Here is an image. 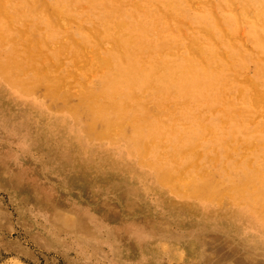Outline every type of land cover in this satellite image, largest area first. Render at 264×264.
<instances>
[{
	"label": "rangeland",
	"instance_id": "rangeland-1",
	"mask_svg": "<svg viewBox=\"0 0 264 264\" xmlns=\"http://www.w3.org/2000/svg\"><path fill=\"white\" fill-rule=\"evenodd\" d=\"M136 1L144 11L133 0H0V264H264V197L257 203L248 198L254 184L264 189L254 181L252 161V149L259 147L258 166L264 167V110L242 97L256 83L264 91V0H235L236 6L230 0H194L196 6L170 0L178 5L172 15L161 0ZM4 2L11 18H3ZM56 2L72 12L62 19L48 12L45 7ZM246 5L258 16H249ZM121 11L131 25L160 26L161 32L149 27L130 33L135 45L122 67L99 72L93 53L118 50L110 45L114 35L99 28ZM205 28L224 34L222 44L207 39ZM192 38L215 46L211 66L219 70L207 74L201 88L185 86L178 93L176 82L153 75L162 63L153 66L151 58L158 50L167 57L168 50L170 66L180 65L186 48L171 41ZM228 46L233 63L222 57ZM135 58L155 71L141 78ZM135 77L138 88L132 87ZM151 81L153 86L141 85ZM208 109L213 113L204 115ZM224 115L239 120L236 134L219 122ZM202 120L207 127L199 126ZM181 172L194 178L184 191L173 180ZM226 194L228 200L235 194L236 204L219 205ZM69 216L79 220L78 228L69 225Z\"/></svg>",
	"mask_w": 264,
	"mask_h": 264
},
{
	"label": "bare ground",
	"instance_id": "bare-ground-1",
	"mask_svg": "<svg viewBox=\"0 0 264 264\" xmlns=\"http://www.w3.org/2000/svg\"><path fill=\"white\" fill-rule=\"evenodd\" d=\"M40 1V0H39ZM121 1V0H120ZM128 1H130V0H128ZM139 1V0H138ZM162 1V4L161 5H163V3H164V5H165V7H166V15L168 14L167 12H169V14L168 15H170L171 13H172V11L173 10H177V8H178V5H176V4H171V2H170V0H161ZM191 1V0H190ZM240 1V0H239ZM1 2H3V1H1ZM0 2V3H1ZM48 2V1H47ZM47 2H46V4H47ZM74 2V1H73ZM133 2H134V7L135 6H138V7H140L141 6V4H140V6H139V4L137 3V1H136V3H135V0H133ZM133 2H131V3H133ZM140 2V1H139ZM143 2V1H142ZM147 2V1H146ZM191 2H193L194 3V0H192ZM203 2H204V0H203ZM206 2V1H205ZM207 2H208V0H207ZM206 2V3H207ZM234 2H235V0H230L229 1V3L231 4V5H233L234 4ZM5 3V5H4V14H3V18H5V19H8V18H11L12 17V10H10V8H9V5L8 4H6V2H4ZM70 3V2H69ZM116 3V2H115ZM198 3V2H197ZM197 3H196V5H197ZM239 3H241V2H239ZM244 2H242V4H243ZM249 3V2H248ZM65 4V3H64ZM74 4V3H73ZM121 5H122V3H120ZM150 4V3H149ZM155 4H157V3H155ZM236 4L238 5V1H237V3L235 2V4H234V6H236ZM251 4V3H250ZM248 5V6H250V8H251V5ZM43 5H45V4H43ZM128 5V4H127ZM161 5H159V6H161ZM194 5H195V3H194ZM195 5V6H196ZM224 5V4H223ZM113 6V5H112ZM129 6V5H128ZM150 6V5H149ZM72 7H74L73 5H72ZM85 7H88V6H85ZM115 7H117V6H115ZM126 7V6H125ZM144 7V6H143ZM162 7V6H161ZM161 7H159V8H161ZM168 7L170 8V10L168 9ZM239 7V6H238ZM38 8V7H37ZM46 10H48V12H50V13H53V14H57L61 19L62 18H64L65 16H67V13H68V11L69 12H72L71 10H69V8H67L66 7V5L64 6V5H62L61 3H58V2H56V3H53V4H48L46 7ZM81 8V7H80ZM120 8V7H119ZM141 9H142V7H140ZM149 8V7H148ZM159 8H158V10H159ZM202 8V7H201ZM200 8V9H201ZM214 8H215V6H214ZM230 8V7H229ZM235 8V7H234ZM241 8V7H240ZM250 8L249 7H247V5H246V7L244 6V10L246 11V13L250 16V15H253V16H255L256 14H255V11H254V13H253V11L251 12V10H250ZM258 8V7H257ZM26 9V8H25ZM40 9H41V6H40ZM39 9V10H40ZM44 9V8H43ZM78 9V8H77ZM83 9V7L79 10L80 12H81V10ZM115 9H117V8H115ZM129 9V8H128ZM156 9V8H155ZM154 9V10H155ZM226 9V8H225ZM236 9V8H235ZM260 9V8H259ZM38 10V9H37ZM37 10H36V12H37ZM132 10V9H131ZM130 10V11H131ZM143 11H144V9H142ZM147 10V9H146ZM152 10V9H151ZM153 10V11H154ZM161 11L162 10H164V9H160ZM202 10V9H201ZM215 10V9H214ZM237 11H239V12H241V9H239L238 10V8L236 9ZM19 11V10H18ZM23 11V10H22ZM140 11V10H139ZM164 11V12H165ZM20 12V11H19ZM136 13H137V11H135ZM157 12V11H156ZM155 12V13H156ZM163 12V11H162ZM161 12V13H162ZM163 12V13H164ZM261 12V11H260ZM42 13H44V12H42ZM49 13V14H50ZM139 13V12H138ZM150 13V12H149ZM46 14V13H45ZM143 14V13H142ZM88 15V14H87ZM162 15V14H161ZM172 15V14H171ZM238 15H241V13L239 14L238 13ZM50 16V15H49ZM143 16V15H142ZM151 16V15H150ZM258 15H256V17H257ZM261 16H263V15H261ZM45 17H48V16H45ZM51 17V16H50ZM69 17L71 18V20H73V21H75L72 17L73 16H70L69 15ZM76 17V16H75ZM154 17V16H153ZM140 18V17H139ZM261 18H264V17H261ZM146 19V18H145ZM159 19V18H158ZM242 18L240 17V20H241ZM51 20V19H50ZM67 20H68V18H67ZM70 20V21H71ZM132 20V19H131ZM134 20H136V19H134ZM179 20V19H178ZM243 20V19H242ZM9 21V20H8ZM40 21V20H39ZM58 21V20H57ZM64 21H66V20H64ZM181 21V20H180ZM222 21V20H221ZM262 22L264 21L263 19L261 20ZM3 22V21H2ZM1 21H0V23H2ZM10 22V21H9ZM12 22V21H11ZM59 22V21H58ZM61 22V21H60ZM59 22V23H60ZM67 22H69V21H66L65 23H67ZM248 21H246V23H247ZM250 22V21H249ZM56 23V22H55ZM77 23V22H76ZM185 23V22H184ZM183 23V24H184ZM188 23V22H187ZM259 23H260V21L258 20V18H256V20L254 21V28H258L259 27ZM11 24H13V23H11ZM28 24V23H27ZM58 24V23H57ZM56 24V25H57ZM68 24H70V22L68 23ZM195 24V23H194ZM55 25V26H56ZM62 24H60V26H61ZM65 25V24H64ZM67 25V24H66ZM85 25V24H84ZM83 25V26H84ZM90 25V24H89ZM101 25V24H100ZM143 25L144 26H134V25H131L130 24V17L129 16H127L126 14H124V13H122V11H121V13H113V15L112 16H109L108 18H107V20L105 19L104 20V22H103V24L101 25V28H99V31L102 33V34H105V35H108V33H110V34H113L114 35V37L116 38L115 40V42H113V41H111V46H112V44H113V46H114V43H115V46H116V48L118 49L115 53H113V54H103L102 52H98L99 50H97V54H94L93 53V55H94V59H95V64H94V69H97L99 72H100V70L102 71H104V72H108V71H110L113 67V69H118V68H121L122 67V65L120 64V62H122L123 61V57H124V55H127L128 53H130L131 54V52H132V48L134 47V45H135V40H133L132 38H129L128 37V35L131 33H133V32H135V31H142V32H144V31H147V28H151V29H154V30H156V31H158L159 30V32H161L160 30H161V27L160 26H157V27H152V26H146V24L145 23H143ZM12 26V25H11ZM28 26V25H27ZM58 26V25H57ZM63 26V25H62ZM95 26V25H94ZM98 26V25H97ZM191 26V28H193L192 27V25H189V27ZM224 26V25H223ZM69 27V26H68ZM68 27H66V28H68ZM84 27H86V26H84ZM173 27V26H172ZM195 27V26H194ZM11 28V27H10ZM19 28V30H20V27H18ZM39 28H41V27H39ZM54 28V27H53ZM63 28H64V26H63ZM87 28V27H86ZM202 28V26L200 27V29ZM12 29H13V27H12ZM36 29V28H35ZM55 29V28H54ZM85 29V28H84ZM101 29V30H100ZM163 29H165L164 27H163ZM206 29V30H205ZM203 31L205 32V34H206V32L207 33H209L208 34V38L207 39H212V41H214V44H215V46L216 45H218V44H222L220 41H223V38H224V34H222V37H220V36H217L216 34H214V32H215V30H212L211 32L210 31H208L207 29L208 28H205ZM242 29V28H241ZM245 29V28H244ZM1 30V29H0ZM28 30V29H27ZM89 30V29H88ZM225 30H228L227 28H225ZM6 31V30H5ZM18 31V30H17ZM35 31V30H34ZM90 31H91V29H90ZM99 31L98 30H96V33H95V35L97 34V33H99ZM200 31V30H199ZM245 31V30H244ZM89 32V31H88ZM91 33H93V31L91 32ZM101 33H100V35H101ZM184 33H186V31H184ZM223 33V32H222ZM242 33V31H240V34L239 35H242L241 34ZM3 34V33H2ZM21 34V33H20ZM29 32H28V36H29ZM227 34V33H226ZM26 35V34H25ZM68 35V34H67ZM93 35V34H92ZM100 35H98L99 37H100ZM104 35V37L103 38H106V36ZM185 36H186V34H184ZM229 35L230 34H228V37H229ZM21 36V35H20ZM27 36V35H26ZM72 36V35H71ZM94 36V35H93ZM237 36V35H236ZM45 37V36H44ZM238 37V36H237ZM236 37V38H237ZM239 37H244V34L242 35V36H239ZM6 38V37H5ZM26 38V37H25ZM73 38V37H72ZM87 38H89V37H87ZM96 38V40H99V39H97L98 37H95ZM230 38H231V36H230ZM4 39V38H3ZM71 39V38H70ZM75 39V38H74ZM187 39V38H186ZM215 39V40H214ZM245 39V38H244ZM20 40V39H19ZM63 40V39H62ZM65 40V39H64ZM80 39H78V41H77V39H75V41L78 43V42H82V40H80ZM231 40H233V39H231ZM12 41V40H11ZM16 41V40H15ZM46 41V39H44V42ZM59 41V40H58ZM66 41V40H65ZM109 41V40H108ZM148 41V40H147ZM233 41H235V40H233ZM39 42H41V41H39ZM64 42V41H63ZM113 42V43H112ZM171 42H173V43H176L177 45H178V47L180 46V45H182V47H184V48H186V51H187V55L186 56H184V57H182V58H180V65H176L175 66V64H174V66L172 67V66H170V62H169V60H166L167 58H171V52L170 51H168L167 49V51H166V53H165V55L167 56V57H165L164 55H162V53L158 50V51H155V52H153V56H152V58H151V60H152V62H151V65H153V66H157V65H159L158 64V61L159 62H161L162 63V67H161V69H160V71L159 72H155V73H153L152 71H155V69L153 68V67H150V69H147L146 67H143V65H141V63L135 58L134 60H133V62L135 63V67H138L139 68V73H140V75H141V78H143V77H146V75H147V73H153V75L154 76H156L158 73H163V76H165V77H167V78H164V80L165 81H167V82H176L177 83V85H175V87L177 88V90H174V91H176V92H178V93H180L182 90L183 91H185V86H188L189 87V89L190 88H194L195 90H197V87H199V88H201L203 85H204V79H206L208 76H207V74H209V73H216L219 69H216V68H214L213 69V66H211V63H212V60H214L215 61V55H216V52H215V46H212V45H210V47H208V48H206V47H204V45H203V43H201L200 41H198V40H196V39H194V38H192V39H190L188 42H186V44H182L181 42H179V41H177V42H174V41H171ZM52 43V42H51ZM28 44V43H27ZM47 44H48V42H47ZM66 44V43H65ZM80 44V43H79ZM100 44V43H99ZM22 45H24V43L22 44ZM26 45V44H25ZM55 45V44H54ZM58 45H59V43H58ZM61 46H64V45H62V44H60ZM151 45H154L155 46V44L154 43H152ZM52 46V45H51ZM61 46H59V48L61 47ZM74 46V45H73ZM112 46V47H113ZM249 46V45H248ZM31 47V46H30ZM34 47V46H33ZM58 47V46H57ZM65 47V46H64ZM80 47V46H79ZM102 47H103V45H102ZM32 48V47H31ZM63 48V47H62ZM61 48V49H62ZM85 48V47H84ZM91 48V47H90ZM113 48H115V47H113ZM35 49H36V47H35ZM41 49H42V47H41ZM55 49V48H54ZM60 49V50H61ZM68 49V48H67ZM78 49V48H77ZM93 49V48H92ZM176 49H177V47H176ZM179 49V48H178ZM26 50H28V49H26ZM57 50H58V48H57ZM72 50H74V49H72ZM223 50V49H222ZM44 51V50H43ZM46 51V50H45ZM79 51H82V50H80L79 49ZM84 51H86V50H84ZM232 51H233V47L232 46H228V48L224 51L223 50V55H222V57L223 58H226V60L227 59H229V61H231L232 59H233V53H232ZM26 52V51H25ZM83 52V51H82ZM92 52V51H91ZM165 52V51H164ZM28 53V52H27ZM60 53V52H59ZM63 52L61 51V54H62ZM67 53V52H66ZM65 53V54H66ZM81 53V52H80ZM171 53V54H170ZM173 53H175V52H173ZM75 54V53H74ZM77 54H78V52H77ZM82 54V53H81ZM83 54H84V52H83ZM130 54H128L129 56H130ZM250 54H251V52H250ZM87 55V54H86ZM255 55V54H254ZM43 56H45V55H43ZM81 56V55H80ZM51 57V56H50ZM75 57H76V55H75ZM74 57V58H75ZM84 57V56H83ZM89 57V56H88ZM148 57V56H147ZM147 57H146V59H147ZM31 58V57H30ZM54 58V57H53ZM73 58V57H72ZM79 58V57H78ZM86 57H84V59H85ZM92 58V57H91ZM172 58H174V57H172ZM79 59H81V58H79ZM87 59V58H86ZM89 59V58H88ZM117 59H118V61H117ZM77 60V59H76ZM76 60H74V61H76ZM91 60V59H90ZM93 60V59H92ZM173 60V59H172ZM259 60V59H258ZM79 61V60H78ZM88 61V60H87ZM233 61L234 60H232L230 63H233ZM86 62V61H85ZM90 62V61H89ZM118 62V63H117ZM149 62V61H148ZM54 63V62H53ZM93 63H94V60H93ZM41 64V63H40ZM75 64H76V66H78L77 65V63L75 62ZM78 64H80V63H78ZM82 64H85V63H82ZM81 64V65H82ZM89 64V63H88ZM87 64V65H88ZM116 64V65H115ZM34 65V64H33ZM51 65V64H50ZM121 65V66H120ZM215 65V64H214ZM35 66V65H34ZM49 66V65H48ZM47 66V67H48ZM89 66V65H88ZM113 66V67H112ZM216 66V65H215ZM252 66V65H251ZM32 67V66H31ZM43 67V66H42ZM42 67H40V68H42ZM84 67H86V66H83V68ZM91 67V66H90ZM89 67V68H90ZM227 67V66H226ZM236 67V66H235ZM243 67V66H242ZM39 68V69H40ZM57 68V67H56ZM80 68H82V66L80 67ZM92 68V69H93ZM264 68V67H263ZM28 69H30V68H28ZM48 69H49V67H48ZM77 69H79V67H77ZM91 69V70H92ZM94 69H93V71L92 72H95V71H97V70H95L94 71ZM35 70V69H34ZM81 70V69H80ZM79 70V71H80ZM85 70H86V68H85ZM90 70V71H91ZM121 70V69H120ZM235 70V69H234ZM255 70V69H254ZM29 71V70H28ZM37 71V70H36ZM73 71V70H72ZM30 72V71H29ZM84 72V71H83ZM87 72H89V71H87ZM118 72V71H117ZM247 72V71H246ZM35 73V72H34ZM85 73V72H84ZM119 73V72H118ZM121 73V72H120ZM136 73V72H135ZM233 73V72H232ZM46 74V73H45ZM90 74V73H89ZM95 74H97V73H95ZM18 75V74H17ZM20 75H22V74H20ZM80 75V74H79ZM112 75V74H111ZM248 74H246L245 76H247ZM74 76H76V74L74 75ZM78 76V75H77ZM91 76V75H90ZM96 76V75H95ZM95 76H93V77H95ZM103 76V75H102ZM71 77V76H70ZM88 77V76H87ZM109 77H111L110 76V73H109ZM108 77V78H109ZM120 77V76H119ZM137 77H139V75H137ZM225 77V76H224ZM73 78V77H72ZM150 78V80H152L153 82H157L158 80H160L161 78H155V77H149ZM248 78V77H247ZM2 79V78H1ZM75 79V78H74ZM76 79H77V77H76ZM95 79V78H94ZM93 79V80H94ZM119 79V78H118ZM135 79H136V82L134 83V85L132 86V87H134V88H138L139 86H140V82H138V80H137V78L135 77ZM243 79H245V78H243ZM248 79H250V77L248 78ZM77 80H79V79H77ZM88 80V79H87ZM112 80H113V78H112ZM112 80H111V82H112ZM241 80V79H240ZM99 81V80H98ZM151 81V83L150 82H143L141 85H143V86H149L150 84V86H153L154 85V83ZM251 81V80H250ZM84 82V81H83ZM92 82V81H91ZM97 82V81H96ZM124 82V81H123ZM220 82V81H219ZM1 83V82H0ZM3 83V82H2ZM82 83V82H81ZM99 83V82H98ZM63 84V83H62ZM85 82H84V86H85ZM101 84V83H100ZM111 84V83H110ZM257 84V83H256ZM256 84L254 85H252L253 87L255 86V88H256V90H254L252 93H250L249 95L248 94H246V92H244V94L242 95V97L244 98V99H246L248 102H250V104H252V105H254L256 108H257V111L258 112H260L259 110H264V91H260L257 87H256ZM1 85V84H0ZM63 85H65V82H64V84ZM71 85V84H70ZM90 85V84H89ZM87 86V85H86ZM259 86V85H258ZM61 87H62V85H61ZM72 87V86H71ZM108 87V86H107ZM222 87V86H221ZM125 88V87H124ZM155 88V87H154ZM159 88V87H158ZM184 88V89H183ZM60 89V88H59ZM74 89V88H73ZM86 89H87V87H86ZM89 89V88H88ZM87 89V90H88ZM98 89V88H97ZM101 89V88H100ZM110 89V88H109ZM108 89V90H109ZM239 89V88H238ZM241 89V88H240ZM263 89V88H262ZM13 90V89H12ZM66 90V89H65ZM64 90V91H65ZM60 91V90H59ZM69 91V90H68ZM77 91V90H76ZM237 91V90H236ZM18 92V91H17ZM94 92V91H93ZM96 92V91H95ZM241 92V91H240ZM108 93V92H107ZM79 94V93H78ZM94 94V93H93ZM175 94V93H174ZM237 94H239L240 95V93L238 92ZM89 95V94H88ZM95 95V94H94ZM27 96V95H26ZM106 96V95H105ZM173 96V95H172ZM171 96V97H172ZM114 97V96H113ZM136 97V96H135ZM236 97H237V95H236ZM96 98V97H95ZM126 98V97H125ZM99 99V98H98ZM136 98H133L132 99V102L134 103L136 100H135ZM14 100V99H13ZM29 100V99H28ZM89 100V99H88ZM105 100V99H104ZM38 101V100H37ZM106 101V100H105ZM17 102V101H16ZM33 102V101H32ZM84 102V101H83ZM237 102V101H236ZM30 103V102H29ZM45 103V102H44ZM119 103V102H118ZM170 103V102H169ZM171 103H173V102H171ZM192 103V102H191ZM20 104V103H19ZM37 104H38V102H37ZM193 104V103H192ZM249 104V103H248ZM23 105V104H22ZM35 105V104H34ZM45 105V104H44ZM158 105V104H157ZM169 105V104H168ZM184 105V104H183ZM206 105V104H205ZM89 106V105H88ZM122 106V105H121ZM163 106V105H162ZM189 106H190V104L187 106L188 108H189ZM197 106V105H196ZM42 107V106H41ZM40 107V108H41ZM91 107V106H90ZM128 107V106H127ZM151 107V106H150ZM205 107V106H204ZM37 108V107H36ZM71 108V107H70ZM122 108V107H121ZM155 108V107H154ZM38 109H39V106H38ZM92 109V108H91ZM94 109V108H93ZM109 109H111L110 107H109ZM152 109H153V107H152ZM190 109V108H189ZM87 110V109H86ZM154 110V109H153ZM156 110V109H155ZM181 110V109H180ZM41 111V110H40ZM43 111H44V109H43ZM80 111V110H79ZM105 111H106V108H105ZM158 111V110H157ZM219 111V110H218ZM93 112V111H92ZM197 112V111H196ZM45 113V112H44ZM44 113H42V114H44ZM86 113V112H85ZM155 113V112H154ZM157 113V112H156ZM209 113H213L212 112V110H210V109H208V110H205L204 112H203V114L204 115H207V114H209ZM226 113V112H225ZM33 114V113H32ZM116 114V113H115ZM203 114H202V117H203ZM65 115V114H64ZM69 115V114H68ZM189 115V114H188ZM214 115V114H213ZM259 115V114H258ZM85 116V115H84ZM109 116V115H108ZM257 116V115H256ZM262 116V115H261ZM49 117V116H48ZM60 117V116H59ZM98 117V116H97ZM93 118V117H92ZM130 118V117H129ZM199 118V117H198ZM74 119V118H73ZM200 119H202V118H200ZM248 120V119H247ZM47 121V120H46ZM85 121V120H84ZM108 121V120H107ZM116 121V120H115ZM119 121V120H118ZM126 121H128V120H126ZM125 121V122H126ZM218 121V120H217ZM220 121H222V122H220ZM241 121V120H240ZM219 122L222 124V125H232V131H229L231 134H236V131H238L239 130V120L237 119V118H235V117H229V116H223V117H221L220 119H219ZM86 123V122H85ZM248 123V122H247ZM65 124V123H64ZM82 124V123H81ZM112 124V123H111ZM194 124V123H193ZM199 126L200 127H203V126H206L207 127V125H205V123H204V121L202 120V121H199ZM253 124V123H252ZM104 125V124H103ZM106 125V124H105ZM178 125V124H177ZM197 125V124H196ZM254 125V124H253ZM79 126V125H78ZM98 127H99V125H97ZM97 126H96V128H97ZM116 126H117V124H116ZM126 126H129V125H126ZM195 126V125H194ZM103 127V126H102ZM206 127H205V129H206ZM105 128V127H104ZM132 128V127H131ZM142 128V127H141ZM180 128H181V126H180ZM197 128V127H196ZM53 129H54V127H53ZM116 129V128H115ZM125 129V128H124ZM144 129V128H143ZM171 129V128H170ZM221 129V128H220ZM56 130V129H55ZM59 130V129H58ZM180 130H182V129H180ZM208 130V129H207ZM211 130V129H210ZM209 130V131H210ZM218 130V129H217ZM113 131V130H112ZM119 131V130H118ZM117 131V132H118ZM134 131V130H133ZM144 131V130H143ZM102 132V131H101ZM198 132H200V130L198 131ZM205 132V131H204ZM130 133V132H129ZM145 133V132H144ZM217 133V132H216ZM215 133V134H216ZM56 134V133H55ZM62 134V133H61ZM128 134V133H127ZM138 134V133H137ZM218 134V133H217ZM226 134V133H225ZM224 134V135H225ZM103 135V134H102ZM105 135V134H104ZM146 135V134H145ZM63 136V135H62ZM92 136V135H91ZM98 136V135H97ZM138 136V135H137ZM173 136V135H172ZM101 137V136H100ZM126 137H127V135H126ZM230 137V136H229ZM259 137V136H258ZM131 138V137H130ZM138 138V137H137ZM141 138V137H140ZM140 138H138V139H140ZM176 138H177V136H176ZM196 138V137H195ZM224 138V137H223ZM80 139V138H79ZM131 139H133V138H131ZM70 140V139H69ZM68 140V141H69ZM163 140V139H162ZM165 140V139H164ZM262 140H263V138H262ZM90 141V140H89ZM139 141V140H138ZM174 141V140H173ZM211 141V140H210ZM134 142V141H133ZM132 142V143H133ZM169 142V141H168ZM75 143V142H74ZM85 143V142H84ZM136 143V142H135ZM158 143V142H157ZM199 143V142H198ZM81 144V143H80ZM88 145V144H87ZM262 145V144H261ZM150 146V145H149ZM148 146V147H149ZM196 146V145H195ZM85 147H87V146H85ZM94 147V146H93ZM111 147V146H110ZM198 147V146H197ZM232 147H234V145L232 146ZM236 147V146H235ZM81 148V147H80ZM104 148V147H103ZM162 148V147H161ZM196 148V147H195ZM253 148V146L251 147V148H249V149H252ZM148 149V148H147ZM168 149H169V147H168ZM223 149V148H222ZM237 148H235L234 150H236ZM246 149H247V146H246ZM248 149V150H249ZM79 150H81V149H79ZM92 150V149H91ZM104 150V149H103ZM149 150V149H148ZM166 150V149H165ZM172 150H174V148L172 149ZM188 150V149H187ZM186 150V151H187ZM192 150V149H191ZM191 150H189V151H191ZM196 150H197V148H196ZM90 151V150H89ZM95 151V150H94ZM252 151H253V164H254V166H255V171H254V173H253V178H254V181H255V183L257 184V182L259 183V182H262L263 183V185L262 186H264V167H261V165L260 166H258L259 165V163H260V161H259V159L261 158V154H260V150H259V147L257 148V147H255V149L253 148L252 149ZM77 152H79V151H77ZM98 152H100V151H98ZM113 152V151H112ZM185 152V151H184ZM183 152V154H185ZM104 153V152H103ZM164 153V152H163ZM188 153V152H187ZM194 153H195V151H194ZM200 153H201V151H200ZM199 153V154H200ZM102 154V153H101ZM113 154V153H112ZM165 154V153H164ZM174 154H175V152H174ZM173 154V155H174ZM171 155V154H170ZM181 155V154H180ZM201 155H202V153H201ZM84 156V155H83ZM82 156V157H83ZM96 156V155H95ZM98 156V155H97ZM108 156H110L109 154H108ZM183 156V155H182ZM188 156V155H187ZM244 156V155H243ZM100 157V156H99ZM103 157V156H102ZM101 157V158H102ZM155 157V156H154ZM172 157H174V156H172ZM96 158V157H95ZM148 158V157H147ZM184 158H186V157H184ZM190 158V157H189ZM206 158H208V157H206ZM211 158V157H210ZM212 158H214V157H212ZM225 158V157H224ZM242 158V157H241ZM262 159V158H261ZM103 160V159H102ZM198 160V159H197ZM196 160V161H197ZM213 160H215V159H213ZM263 160V159H262ZM178 161V160H177ZM161 162V161H160ZM212 162V161H211ZM196 163V162H195ZM213 163V162H212ZM219 164H221V163H219ZM231 164V163H230ZM168 165V164H167ZM200 166V165H199ZM190 168H191V166H189ZM201 167V166H200ZM204 168H205V166H204ZM155 169V168H154ZM165 169V168H164ZM184 169H186V168H184ZM211 169V168H210ZM223 169V168H222ZM225 169V168H224ZM156 170V169H155ZM121 171V170H120ZM144 171V170H143ZM210 171V170H209ZM145 172V171H144ZM208 172V171H207ZM206 172V173H207ZM234 172V171H233ZM124 173V172H123ZM213 173V172H212ZM216 173V172H215ZM240 173V172H239ZM211 174V173H210ZM237 174V173H236ZM235 174V175H236ZM132 175V174H131ZM130 175V176H131ZM215 175V174H214ZM243 175V174H242ZM149 176V175H148ZM209 176V175H208ZM239 176H240V174H239ZM245 176V175H244ZM132 177V176H131ZM247 177V176H246ZM150 178H152V177H150ZM155 178H156V176H155ZM217 178V177H216ZM131 179V178H130ZM137 179L139 180V179H141V178H138L137 177ZM147 179V178H146ZM157 179V178H156ZM170 179V178H169ZM193 177H192V175H190L189 173H186V172H181V174H179L178 176H176L175 178H173V180H174V182L177 184V188L179 189V190H181V191H184L186 188H188V186H190V184H192L193 183ZM213 179V178H212ZM205 180V179H204ZM215 180V179H214ZM245 180V179H244ZM22 181V180H21ZM143 181V180H142ZM159 181V180H158ZM157 181V182H158ZM166 181V180H165ZM148 182V181H147ZM167 182H169V180L167 181ZM167 182H166V184H167ZM199 182H200V180H199ZM245 182V181H244ZM142 183V182H141ZM170 183H172V181L170 182ZM219 183V182H218ZM140 184V183H139ZM210 184V183H209ZM149 185V184H148ZM173 185H174V183H173ZM172 185V186H173ZM258 185V184H257ZM146 186V185H145ZM195 186V185H194ZM203 186V185H202ZM230 186V185H229ZM251 186V185H250ZM163 188V187H162ZM202 188V187H201ZM252 188V191L248 194V198L250 197V199L254 202V203H257V201L259 202V200L260 199H262L263 197H264V189L262 190L261 189V187L260 186H256L255 187V184L253 185V187H251ZM226 189V188H225ZM146 190V189H145ZM144 190V191H145ZM167 190V189H166ZM210 190H211V188H210ZM209 190V188H208V191H210ZM231 190V189H230ZM245 190V189H244ZM247 190V189H246ZM156 191V190H155ZM219 191V190H218ZM235 191V190H234ZM160 192V191H159ZM169 192V191H168ZM229 192V191H228ZM219 193V192H218ZM207 194H209V193H207ZM228 194V193H227ZM227 194H226V198H224V199H220L221 200V202L219 201L218 203H219V205H221L220 203H222V204H226V203H229V202H231V204H233V203H235V202H233V198L235 199H238V197L235 195V194H232V196H233V198L231 199V200H228L227 199ZM238 194H240V193H238ZM193 195H195V194H193ZM216 195H217V193H216ZM152 196V195H151ZM192 196V195H191ZM198 196V195H197ZM196 196V197H197ZM202 196V195H201ZM195 197V196H194ZM218 197V196H217ZM205 198H207L208 199V197L206 196ZM149 199V198H148ZM218 199V198H217ZM229 199H230V197H229ZM186 200V199H185ZM189 199H187L186 200V202L188 201ZM242 200V199H241ZM244 200V199H243ZM247 200V199H246ZM190 202H191V200H189ZM188 201V202H189ZM198 202V201H197ZM252 202V203H253ZM236 204V203H235ZM234 205V204H233ZM258 205V204H257ZM236 206V205H235ZM58 208H61V207H58ZM217 208V207H216ZM260 208H261V206H260ZM211 210V209H210ZM56 211V210H55ZM232 211V210H231ZM57 212V211H56ZM232 212H234V211H232ZM236 212H238V211H236ZM236 212H234L235 214H236ZM60 213H62V211H60ZM245 213H246V211H245ZM251 213V212H250ZM257 213V212H256ZM264 213V212H263ZM72 214V213H71ZM241 214V213H240ZM243 214V213H242ZM239 215V214H238ZM255 215H257V214H255ZM64 216V215H63ZM76 216V215H75ZM245 216V215H244ZM65 217V216H64ZM229 217V216H228ZM239 217V216H238ZM248 217V216H247ZM66 219H68V223H69V225H72V227L74 226L75 228H78L79 226V220L77 221L76 220V218H73L72 216H69L68 218H66ZM242 219V218H241ZM245 219V218H244ZM248 219V218H247ZM239 220V219H238ZM259 220V219H258ZM239 221H242V220H239ZM247 221H249V220H247ZM255 222V221H254ZM253 222V223H254ZM250 223V222H249ZM63 224V223H62ZM261 225V224H260ZM82 226V225H81ZM242 226H243V224H242ZM247 226V225H246ZM264 226V225H263ZM258 235V234H257ZM260 235H261V233H260ZM264 238V237H263ZM168 243V242H167ZM170 244V243H169ZM261 244V243H260ZM254 245V244H253ZM262 246V245H261ZM166 248V247H165ZM164 248V249H165ZM17 262V261H16ZM14 264V263H13Z\"/></svg>",
	"mask_w": 264,
	"mask_h": 264
}]
</instances>
